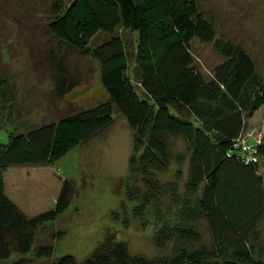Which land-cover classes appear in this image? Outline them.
<instances>
[{"label":"trees","instance_id":"trees-1","mask_svg":"<svg viewBox=\"0 0 264 264\" xmlns=\"http://www.w3.org/2000/svg\"><path fill=\"white\" fill-rule=\"evenodd\" d=\"M45 25L54 39L98 65L107 98L11 133L0 145V264H25L30 254L49 258L51 246L33 245L35 230L75 196L72 183L62 180L53 208L27 217L4 194V170L51 165L101 133L114 113L132 131L127 173L139 183H126L124 197L139 202L131 214L143 227L153 217V246L169 254H131L106 232L85 260L63 255L46 264H264V248L254 246L264 216V128L245 133L264 106V85L251 55L218 35L199 0H55ZM118 30L136 35V85L126 76V42ZM193 40L210 45L218 58L208 73L192 52ZM57 74L54 94L63 98L77 82L61 69ZM13 95L0 72V105ZM173 165L172 180L163 182L159 175Z\"/></svg>","mask_w":264,"mask_h":264},{"label":"rangeland","instance_id":"rangeland-1","mask_svg":"<svg viewBox=\"0 0 264 264\" xmlns=\"http://www.w3.org/2000/svg\"><path fill=\"white\" fill-rule=\"evenodd\" d=\"M53 1L0 0V72L7 76L8 87L14 94L8 103L0 105V123H3L0 145L8 142L11 133L24 134L30 128L90 108L107 98L99 82L98 65L48 33L45 24ZM199 2L202 12L213 18L218 35L240 44L251 55L264 85V0ZM117 34L126 42V76L136 85V35L120 30ZM191 49L204 73L218 62L210 45L193 40ZM60 69L68 79L71 77L77 82L63 98L54 94V78ZM112 117L111 124L101 133L72 148L51 165L4 170V194L27 217L53 208L62 180L70 181L75 191L63 213L35 230L33 245L51 246L52 255L35 258L30 254L25 256V264H46L63 255H71L81 262L106 232H113L131 254L146 257L169 254L168 248L160 250L153 246V217L148 214L143 227L131 214L139 202H126L123 186L139 184L137 176L127 173L132 131L119 114L114 113ZM262 128L264 106L247 121L245 133ZM177 150H182L181 143ZM261 167L260 173L264 176V166ZM175 169L173 165L167 174L159 175L160 179L172 180ZM182 170L185 174L186 166ZM121 203L126 205V213H122ZM115 213L117 221L112 218ZM125 219L124 227L121 221ZM55 233H60L59 238H52ZM258 239L259 244H254L257 252L264 248V216L258 226Z\"/></svg>","mask_w":264,"mask_h":264},{"label":"crops","instance_id":"crops-1","mask_svg":"<svg viewBox=\"0 0 264 264\" xmlns=\"http://www.w3.org/2000/svg\"><path fill=\"white\" fill-rule=\"evenodd\" d=\"M263 170V169H262Z\"/></svg>","mask_w":264,"mask_h":264}]
</instances>
